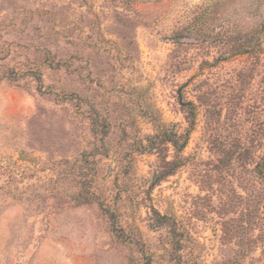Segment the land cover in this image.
Segmentation results:
<instances>
[{
	"label": "rangeland",
	"instance_id": "374dc122",
	"mask_svg": "<svg viewBox=\"0 0 264 264\" xmlns=\"http://www.w3.org/2000/svg\"><path fill=\"white\" fill-rule=\"evenodd\" d=\"M0 264H264V0H0Z\"/></svg>",
	"mask_w": 264,
	"mask_h": 264
}]
</instances>
